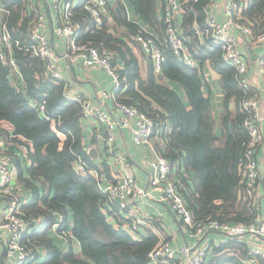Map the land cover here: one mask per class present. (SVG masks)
<instances>
[{"label": "trees", "instance_id": "obj_1", "mask_svg": "<svg viewBox=\"0 0 264 264\" xmlns=\"http://www.w3.org/2000/svg\"><path fill=\"white\" fill-rule=\"evenodd\" d=\"M84 1L74 8L73 20L81 26L78 41L113 54V63L121 75L116 100L137 108L155 121L164 146L157 147V151L177 164L175 182L194 221L218 220L232 225L251 222L257 211L253 193L249 194L243 176L249 140L244 126L247 115L242 110L246 92L239 84L236 68L224 59L222 51L210 39L200 40L211 0H188L180 29L186 47L201 67L210 63L221 76L225 111L219 119H215L211 100L202 92L199 69L185 66L165 45L160 73L154 71L151 57L146 67L140 60V56L145 57L144 51L134 36L142 26L164 31L158 14L166 0H128L140 17L139 23L128 18L123 0H116L100 29H93ZM237 1L245 5L241 8L249 21L254 20L256 29L263 27L260 30L263 31L264 0ZM0 2L9 12L0 19L17 42L12 52L22 78L20 82L11 68L6 72L0 49V138L6 145L0 148L17 161V181L23 192L30 195V200L21 206L32 230L23 239L32 251L29 262L36 261L39 248H43L45 260L37 264H152L148 255L159 243V237L151 233L139 240L122 225L114 227L108 216L118 210L116 203L100 189L94 174L76 170L78 157L92 172L108 173L109 167L106 161L96 163L83 146L82 102L69 99L66 83L52 79L44 62L25 50L30 44L34 19L28 11L29 2ZM88 26L93 32L87 31ZM250 27L255 29L253 25ZM159 74L164 77L160 79ZM168 81L178 84L185 98ZM254 93L250 87L248 95ZM42 102H46V116L50 120L38 110ZM52 119L67 133L63 145L52 131ZM218 129L221 136L217 135ZM103 150L108 155V147ZM183 168L187 175H183ZM57 224L60 234L69 233L66 236L69 241L72 238L79 241L81 254L72 247L68 251L60 250L49 238V230ZM228 236L227 242L213 245L208 264H248L252 260L247 242L240 235Z\"/></svg>", "mask_w": 264, "mask_h": 264}, {"label": "built area", "instance_id": "obj_2", "mask_svg": "<svg viewBox=\"0 0 264 264\" xmlns=\"http://www.w3.org/2000/svg\"><path fill=\"white\" fill-rule=\"evenodd\" d=\"M30 1V0H25ZM79 0H53L52 9L58 15V25L54 33L67 40L69 45L70 57L81 60L87 67H101L112 79L113 90L103 92V96L112 97L116 103L117 119L111 113L95 107L90 101H82V116L84 119L95 120L100 123L102 131L98 137L104 147L111 149L115 142V130L118 127L132 130L133 140L137 145H150L152 137L158 133L155 121L146 113L138 111L137 108L124 103H118L116 100V90L121 86V75L119 68L113 63V54L108 51H101L97 47L79 42L81 26L74 21V8ZM188 0H166L162 13L164 23L165 37L160 39L155 34L149 32L142 26L135 36V41L141 46L144 53L152 58L154 71L160 73L165 57L162 54V46L179 58L182 63L192 69H199L200 63L185 45L178 22L179 15L184 12V4ZM224 19L219 20L215 9L220 6L217 0H211L209 5L205 26L200 31L202 37L210 39L213 45L222 51L224 59L233 65L237 71V77L241 88L246 92L242 100V110L247 115L244 126L248 131L249 140L245 149V163L243 166V176L246 180L249 194L252 195L259 181V159L258 150L264 140V133L259 125V100L248 95L250 82L246 77L249 69L247 57L243 52L237 31L252 36L253 29L249 25L238 23L236 13L241 9L242 4L237 0H226ZM84 9L88 12L93 29H100L105 22L109 10V0H85ZM9 14L0 2V17ZM46 15L43 12H37L34 16L33 24L30 29V44L26 45L25 50L39 57L45 65L47 74L54 80H62V72L59 68V59L53 50L51 43L45 33ZM93 32L88 26L87 31ZM256 44H264V29L262 32L251 37ZM253 41V42H254ZM15 42L9 32L8 26L0 19V49L1 60L11 71L19 72L15 58L13 57V44ZM39 112L46 116V102L38 104ZM60 126V124H59ZM52 131L57 135L61 145L67 140V133L58 128L54 119H52ZM152 174L149 187L152 191L159 194L161 202L168 204L181 218L185 225L188 236L192 239H201L209 232H221L226 235H242L250 233L256 235L264 241V215L257 208L253 219L248 224L232 225L229 222L218 220L195 222L193 214L187 207L183 196L173 176L172 163L163 155L155 152L150 160ZM116 182L104 184L98 173L95 178L98 180L100 189L108 196L109 200L116 202L120 199L118 208L121 211H128L131 203L137 202L147 196L149 191L143 187L128 169ZM76 170L82 174L88 172L94 174L88 169L87 163L78 157ZM17 168L14 165L13 157L5 150L0 148V193L7 199L6 213L0 223V229L7 234L6 257L11 264H28L32 259V251L23 241L26 233L30 231V222L22 213L21 206L24 201L20 195V188L16 182ZM132 224L128 225V232H138L143 220L130 215ZM130 219V220H131ZM58 226L55 225V229ZM61 235H69L67 231H62ZM217 246V245H215ZM213 245L197 246L183 245L179 249L173 247L170 240L160 242L148 255L152 264H208ZM248 255L252 259H261L264 261V248L249 246ZM180 256V257H178Z\"/></svg>", "mask_w": 264, "mask_h": 264}, {"label": "crops", "instance_id": "obj_3", "mask_svg": "<svg viewBox=\"0 0 264 264\" xmlns=\"http://www.w3.org/2000/svg\"><path fill=\"white\" fill-rule=\"evenodd\" d=\"M82 1L83 0H79L76 6L82 3ZM217 1L219 2L220 6L215 9V13L219 20H223L225 4L227 1ZM123 3L126 6L128 18L135 23L141 22L139 15L130 5L129 1L123 0ZM52 4L53 0H30L28 4V11L31 14L33 13L34 16H36L37 12H43L46 15L45 33L51 43L53 50L58 56L59 68L63 76L62 80L66 83V96L69 99L79 102L84 100L90 101L95 107L111 113L112 116L117 119L118 113L114 99L112 97L103 96V92L110 93L113 90V82L111 77L101 67H87L82 64L81 60L70 57L67 40L57 36L54 33V30L59 22L57 13H55L52 9ZM115 5L116 0H109V8L111 6L115 7ZM243 5L244 4H242V6ZM162 13L163 9L161 8L158 14L159 19L161 20ZM260 13L262 12L260 11ZM108 14L106 18H109ZM182 15L183 13H181L178 18V22L180 24L182 21ZM236 20L238 23L244 25H253V27H255V29H253V37H255L257 33L262 32L260 30L263 27L256 29L255 21H249L250 19L247 17V14L242 12V8L236 13ZM143 27L149 32L158 36L160 39H164L165 31L160 32L155 28H150L147 26ZM200 37V40H203L201 35ZM237 37L249 64L246 77L250 82V87L255 92L253 96L259 100V125L261 126V129L264 133V44H256L254 40H251L250 36L243 34L239 30L237 31ZM250 50H253L252 55ZM143 55L145 56L144 58L140 55L139 56L143 66L146 67V63L150 56L146 53H143ZM144 67L143 74H145ZM12 72L18 75L19 81L22 82L20 73L14 71ZM199 72V75L202 78V92L206 98L211 100L215 119H219V117H221L225 111L223 105L225 90L221 84V76L213 69L210 63L204 64L203 67H201L200 64ZM159 75L164 77L162 74ZM168 84L175 87L184 97L183 90L178 84L176 85L175 83L169 81ZM184 102L188 109H190V103L186 99ZM3 125L5 128L10 130L7 124ZM81 125L82 143L84 148L88 152L91 149H95L97 152V156L94 158L95 162L100 165L103 161H106L105 163H107L109 167L108 173H98L93 171L94 175L95 173H98L104 184L116 182L123 173L125 163L131 173L135 175L138 182L149 191V196L137 202L131 203L129 205L128 211H121L118 208V203L115 202L118 210L113 212L111 216H108L109 221L114 225V227L117 228L118 226L122 225L126 229L130 223L132 224L130 215H136L143 220V225L140 226L138 232L134 234L129 232L132 237L140 240L141 238L153 233L159 237V243L165 240H170L173 247L176 249H179L181 246L186 244L193 245L194 247L220 245L221 243L227 242L229 240V236L221 232H209L201 239L190 238L180 216L168 204L161 202L159 199V194L152 191L149 187L152 174L150 160L154 157L155 152L159 153L157 151V147L160 145L164 147L162 145V135L160 131H158V133L152 137L150 145H137L133 140L131 129L118 127L115 130V142L111 149L107 150L108 155H106L105 151L103 150L104 145L101 143L98 137V134L102 131L103 126L95 120L84 119L83 116L81 119ZM217 135L221 136L220 129L217 130ZM0 145L2 148L6 147L3 139L2 141L0 140ZM159 154L161 155V153ZM257 156L259 159V181L253 192L252 201L257 210L264 215V140L258 150ZM14 161L16 160L14 159ZM16 164L14 163L15 166ZM172 166L174 171L173 176L176 178L178 166L177 164L173 163ZM182 172L183 175H187L184 168L182 169ZM16 182L19 185L22 200L24 203L28 202L30 200V195H28L26 192H23L21 185L17 181V178ZM6 204L7 199L0 193V223L6 213ZM72 218L73 214L70 213L69 219L72 220ZM126 219L131 220L127 221ZM57 228L58 226L56 229ZM56 229L54 228L48 232V236L53 240L54 244L59 247L60 250L68 251L72 247L75 253L81 254V245L79 241L75 238H72L69 241L67 237L62 236ZM31 231L32 230L30 229L28 233H31ZM6 239V232L0 229V264H11V261L6 257ZM240 239L245 240L248 246L264 248V241L256 235L244 233L241 235ZM38 256L39 257L36 261L32 260L28 264L44 262L46 253L43 248H39ZM262 261L261 259H252L248 262V264H263Z\"/></svg>", "mask_w": 264, "mask_h": 264}, {"label": "water", "instance_id": "obj_4", "mask_svg": "<svg viewBox=\"0 0 264 264\" xmlns=\"http://www.w3.org/2000/svg\"><path fill=\"white\" fill-rule=\"evenodd\" d=\"M209 10H210V9H208V11H209ZM118 11H120L119 8H118ZM250 53H251V55H252V54H253V50H250ZM5 70H6L7 73L10 72L8 67H6ZM159 78L161 79L162 76L159 75ZM0 140L2 141L1 138H0ZM89 155H90V157L93 158V159L96 158V156H97V152H96V150H95V149H91V150L89 151ZM14 163L16 164V161H14ZM120 202H121V200H120L119 198L116 199V203L119 204ZM5 250H6V246H5Z\"/></svg>", "mask_w": 264, "mask_h": 264}]
</instances>
